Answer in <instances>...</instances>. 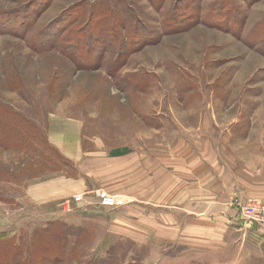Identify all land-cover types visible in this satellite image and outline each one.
<instances>
[{
    "label": "rangeland",
    "instance_id": "rangeland-1",
    "mask_svg": "<svg viewBox=\"0 0 264 264\" xmlns=\"http://www.w3.org/2000/svg\"><path fill=\"white\" fill-rule=\"evenodd\" d=\"M188 139L264 169V0H0V264H264L120 195L145 141Z\"/></svg>",
    "mask_w": 264,
    "mask_h": 264
},
{
    "label": "crops",
    "instance_id": "crops-1",
    "mask_svg": "<svg viewBox=\"0 0 264 264\" xmlns=\"http://www.w3.org/2000/svg\"><path fill=\"white\" fill-rule=\"evenodd\" d=\"M64 137L66 141L63 140ZM60 140L65 147V143L68 142L67 136L61 137ZM203 144L208 148L219 147L215 143L209 145V141H204ZM224 144L228 145L227 142ZM154 146L160 149L150 153L155 161L153 159L149 162L146 156ZM202 146L204 147L200 139L160 141L154 144L152 141H145L141 147L146 154L145 160H140L139 165L129 169V174L135 173L136 176L129 181V191L120 195L132 199L144 195L151 206L150 209L155 213L165 211V207L170 211L174 210L172 218L158 214L150 217L152 223H161L163 228L164 225L170 227L174 221L180 220L178 214L184 211L186 208L184 205H188L187 211L191 213V217L186 223H209L206 225L210 229H216V226L221 224L223 229L219 235L224 240L228 239L225 241L226 244L240 248L242 253L245 247L248 254L243 255L249 258L258 256L264 260V235L256 227L249 228L233 200L247 197L264 198L263 164L256 163L257 165L254 164L256 166L253 167L254 165L250 166L248 161L233 159L231 155H225L223 158L219 154L212 156L213 152L206 151L205 154L201 151ZM132 151L128 155L132 154ZM134 152L137 153L139 150L136 149ZM115 176L117 175L113 177ZM229 194L231 195L228 203ZM202 202H209L208 210L201 209ZM206 211L209 212V217L204 219L202 214ZM236 221L240 223V230L235 225ZM193 230L200 232L204 228L193 227ZM231 233L235 235L234 238L229 236ZM210 235L212 236L211 233Z\"/></svg>",
    "mask_w": 264,
    "mask_h": 264
},
{
    "label": "built area",
    "instance_id": "built-area-1",
    "mask_svg": "<svg viewBox=\"0 0 264 264\" xmlns=\"http://www.w3.org/2000/svg\"><path fill=\"white\" fill-rule=\"evenodd\" d=\"M237 199V198H235ZM117 199L111 195H104L103 202L106 204H114ZM244 204H239V210L243 219L249 225V228L256 227L259 232L264 235V201L254 203L251 199H245ZM242 207V208H241ZM256 213H259L257 215ZM257 215L258 217H255Z\"/></svg>",
    "mask_w": 264,
    "mask_h": 264
},
{
    "label": "trees",
    "instance_id": "trees-1",
    "mask_svg": "<svg viewBox=\"0 0 264 264\" xmlns=\"http://www.w3.org/2000/svg\"><path fill=\"white\" fill-rule=\"evenodd\" d=\"M4 240H0V241H4L3 244L1 245L3 248L7 247V244L10 242V241H5L6 238H3ZM13 245L16 244V242H12ZM33 244V243H32ZM31 247V245H30ZM39 248V247H38ZM40 249H42L43 253L47 252V255L48 253H51V242L49 239H46L45 242H43V245H41ZM14 250L17 251L16 248H14ZM29 250L26 251L27 255L29 256L28 259H23L21 258L20 256V259L19 258H16L15 256H11V260H10V264H35L36 263V259H39L42 263H44V261L46 262L45 264H53L52 263V260H50V255L46 256L44 255L43 257H37V253L36 251H32L31 252V249H30V253H28ZM60 254V253H58ZM110 257L107 258V259H102L101 262L99 264H115V255H113V253H110ZM21 259L23 260L24 263H21ZM9 264V263H8Z\"/></svg>",
    "mask_w": 264,
    "mask_h": 264
}]
</instances>
